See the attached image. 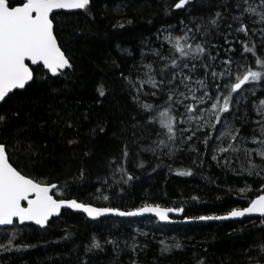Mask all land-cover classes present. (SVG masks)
I'll return each mask as SVG.
<instances>
[{"label":"trees","instance_id":"1","mask_svg":"<svg viewBox=\"0 0 264 264\" xmlns=\"http://www.w3.org/2000/svg\"><path fill=\"white\" fill-rule=\"evenodd\" d=\"M174 2L92 0L87 14L61 12L55 22L58 40L71 58L73 68L66 70L64 76L52 77L42 66L33 67L35 83L0 104V114L8 117L7 123L0 125V141L8 145L9 155L19 170L38 180L60 185L61 191H55L57 198L121 211H134L145 204L184 211L177 212L172 224H162L152 216L89 220L70 210H63L45 228L16 223L0 229V243H7V237L16 231L13 251L0 250V264H80L82 259L89 260V264H130L134 258L139 264H195L197 259H203L205 264H264L261 248L264 217L223 222L198 219L223 216L235 208L247 207L264 193V180L238 175L232 169H239L240 161L234 157L232 169L213 161L211 150L205 149L200 138L203 131L187 143L178 139L176 147L181 150L171 157L166 149L165 154L157 155L142 151L158 139V133L163 139L165 130L158 123L147 122L143 110L132 102L120 72L136 77L141 52L149 50L147 40H155V47L161 48V41L155 38L161 29L172 27L176 30L174 36L181 35L178 30L181 20L188 23L193 17L207 19L220 10L229 17L219 30L226 33L221 31L232 23L230 15L239 11L232 7L235 0H193L186 11L175 10ZM225 4L231 8V14L224 8ZM244 23L250 28L253 25L247 16ZM118 24L124 26L118 27ZM201 39L204 38L198 37L196 42ZM208 39L213 44H224L219 34ZM239 39L247 38L241 33ZM251 41L256 44L258 54L264 56L260 37L252 35ZM163 46L168 49L167 45ZM235 47L234 59L239 61L241 46ZM121 49H128L131 55L122 53ZM212 55H216L215 50ZM245 55L251 63V54ZM226 58L221 52L216 71L222 70L220 59ZM154 60L150 55L144 62ZM143 71L141 68L140 72ZM199 76L203 78L202 70ZM101 86L106 93L104 97L98 94ZM163 97L142 99L145 103L162 105ZM259 99H264L262 92ZM82 114H87L88 119H83ZM245 114L250 121L259 118L252 102H241L239 111H234L236 127H241ZM65 120L74 121L76 127L67 129ZM100 126L104 127L103 132ZM252 127L256 125H245L241 134L251 136ZM69 139H77L78 143L69 144ZM125 144L129 156L124 166L135 179L128 184H116L120 175L117 173L113 178L110 161L123 162L121 150ZM256 162L260 163L258 157ZM140 163L144 166L139 167ZM186 170H191L192 175L177 174ZM246 186L248 190L241 192ZM103 196L109 199L104 200ZM93 237L101 242L116 240L119 247L105 245L103 251L85 255V248ZM133 238L141 247L146 245L138 256L130 248ZM162 240L169 244L179 241L183 248L161 254Z\"/></svg>","mask_w":264,"mask_h":264},{"label":"snow or ice","instance_id":"2","mask_svg":"<svg viewBox=\"0 0 264 264\" xmlns=\"http://www.w3.org/2000/svg\"><path fill=\"white\" fill-rule=\"evenodd\" d=\"M192 3L193 0H176L173 8L186 11ZM91 4L92 0H0V104L7 103L11 95L17 94V90H26L35 83L36 77L30 65H42L52 77L64 76L66 70L73 68L71 58L58 40L55 22L62 14L61 10L68 12L82 10L87 14ZM232 7L238 9L240 14H231V8L227 4L224 5L231 14L232 21L225 25L228 30L226 34L219 31L224 21L229 18L224 11L217 10L207 19L193 17L188 23L181 20V35L174 36L172 27L161 29L156 34V39L161 41V48H150L147 52H141L139 67L134 65L137 67L135 78L131 74L125 75L123 71L120 72V76L129 90L132 102L143 110L147 122L158 123L160 128L165 130L163 139L159 138L161 134L158 133V139L142 151L157 155L165 154L166 149V154L171 157L181 150L176 147L178 139L181 143H187L201 131L202 127L207 126L212 131L204 134L202 143L205 149L211 150L213 161L224 168L232 169L234 157L240 161V168L232 169L238 175L246 174L264 180V99L253 101V111L258 119L250 121L245 114L241 127H236L234 122L236 120L234 111H239L240 103L247 104L249 98L256 96L258 86L264 85V56L258 54L256 44L251 41V36L259 31L261 47L264 48V27L254 29L244 23V17L247 16L253 18V24L264 25V0H235ZM233 24L237 26L234 28ZM123 26L118 24V27ZM241 33L247 38L246 40L239 39ZM161 34H163L162 40ZM217 34L223 36V45L213 44L208 39ZM198 37L204 39L197 43ZM165 43L171 45L170 55H165L162 51ZM236 44L241 46L239 61L234 59L233 55L237 51ZM213 50L216 51L215 56L212 55ZM121 52L131 55L128 49H121ZM221 52L227 58L220 59L219 66L223 67L218 72L215 70L218 67L216 60ZM245 54H251L253 58L251 63ZM149 55L156 57V60L145 63V58ZM141 68L144 69L143 72H140ZM200 70L203 71V78L197 76L194 79L192 74ZM157 76L160 79H157ZM42 78L47 79V77ZM146 86L148 91H144ZM181 88L184 91H181ZM98 94L99 97L105 96L103 86L98 89ZM159 96L166 97L162 105L145 103L142 99V97ZM209 101L212 102L210 107H201L208 105ZM178 106L184 108L182 115L178 113ZM13 115L18 116L19 113ZM82 118L88 119L87 114H82ZM7 120L6 115L0 114V125L6 124ZM188 123H195V128L179 127ZM248 124L256 125L251 129L252 135H242L241 129ZM64 125L67 129L76 127L75 122L71 120H65ZM217 125L220 127L217 128ZM99 130L103 132L104 127L100 126ZM178 132L181 134L180 137L177 135ZM184 132L192 134L185 139ZM213 140L215 142L210 145L209 142ZM68 143L76 144L78 140L69 139ZM250 144L256 147H249ZM28 147L31 150V144ZM121 155L123 162L117 163L113 159L110 161V166L113 168V178L117 173L120 175L115 183L128 184L135 177L129 174L124 166L129 156L127 144L122 148ZM257 157L260 163L256 162ZM143 166V163L139 164V167ZM177 174L191 176L192 172L186 170ZM82 177L83 172H81ZM54 190L61 191V186L42 179L38 180L19 170L18 165L14 166L8 145L0 141V226L15 225L18 222L19 225L33 223L45 228L53 216L60 215L63 208L82 211L93 220L109 214L136 217L152 213L160 221H168L170 212L184 211L183 208H161L158 205L148 204L134 211L94 207L76 199L57 198ZM247 190V186L240 189L241 192ZM103 199L108 200L109 197L103 196ZM254 214L264 217V195H258L248 207L231 210L227 216H200L198 219L227 220ZM142 234L146 235V233ZM15 238L16 231H12L7 237V243H0V250L13 251ZM160 243L163 245L160 248L161 254L183 248L179 241L169 244L162 240ZM125 244L127 245V242ZM105 245H112L117 249L119 247L116 240L106 239L101 242L93 237L85 248V255L96 250L103 251ZM144 247L146 245L141 247L133 238L130 248L135 256H138L139 251H143ZM261 248L264 250V245H261ZM80 264H89V260L82 259ZM130 264H139V261L134 258ZM195 264H205V261L197 259Z\"/></svg>","mask_w":264,"mask_h":264},{"label":"rangeland","instance_id":"3","mask_svg":"<svg viewBox=\"0 0 264 264\" xmlns=\"http://www.w3.org/2000/svg\"><path fill=\"white\" fill-rule=\"evenodd\" d=\"M240 14V12L238 11L237 13H236V15H239ZM249 18V17H248ZM251 21H252V19L253 18H249ZM235 26V24H233V27ZM261 27H264V25H261V24H253L252 25V27L251 28H254V29H260ZM180 28L181 27H179V32H180ZM224 28V27H223ZM235 28V27H234ZM172 30H173V33H174V31H176L174 28H172ZM224 31H226V33H227V29H226V27L224 28V30L223 31H221V32H224ZM226 33H224V34H226ZM254 36H258V37H260V32L259 31H257L255 34H254ZM155 38H156V35H155ZM163 39V34H161V40ZM153 40V39H152ZM152 40H147V45H149V49L150 48H156L155 47V40L154 41H152ZM157 40V39H156ZM158 42H160V40H157ZM165 45H167L168 46V49L167 48H165L164 46H163V48H162V50H164V51H166V52H164V54L165 55H170V53H169V49L171 48V45H169V44H167V43H165ZM143 51H145V50H143ZM147 51H149V50H147ZM147 51H145V52H147ZM176 55H179L178 53L176 54ZM147 57H150V55L149 56H147ZM154 57V56H153ZM154 58H156V57H154ZM151 60V59H150ZM153 60V59H152ZM147 63H149V62H147ZM185 71H187V70H185ZM193 75V78L195 79L197 76H199V71L198 72H196V73H193L192 74ZM200 77V76H199ZM158 79V78H157ZM247 87V86H246ZM262 88H264V86L262 85V86H258V88H257V92H256V96L255 97H251V98H249V101L250 102H252L253 103V101H256L257 100V98H258V96H259V93L260 92H262ZM149 89H148V87L146 86L145 87V89H144V91H148ZM181 91H184V89L183 88H181ZM198 95H199V93H198ZM264 95V94H263ZM166 97L164 96L163 97V99H165ZM186 103H191V101H186ZM210 104H211V101H209V103H208V106H206V105H201V107L203 108V106L204 107H210ZM178 113L179 114H183L184 113V108H183V106H178ZM184 119L186 120L187 119V117L185 116L184 117ZM205 119L207 120L208 119V115H205ZM256 120V119H255ZM179 127L180 128H195V123H188V124H181V125H179ZM220 126L219 125H217V128H219ZM253 128V127H252ZM207 130V131H206ZM201 131H203V133L201 134V136H200V138H201V140L203 141V139H204V134L207 132V133H211V128H209V127H207V126H205V127H202V129H201ZM186 137L187 136H189V135H191L192 133L191 132H184L183 133ZM181 134H179V136H180ZM184 137V136H183ZM213 142H215V141H213ZM256 147V146H255Z\"/></svg>","mask_w":264,"mask_h":264},{"label":"water","instance_id":"4","mask_svg":"<svg viewBox=\"0 0 264 264\" xmlns=\"http://www.w3.org/2000/svg\"><path fill=\"white\" fill-rule=\"evenodd\" d=\"M78 11H82V10H75L74 12H78ZM61 12H68V11H66V10H61ZM30 63V62H29ZM32 68L33 67H38V66H42V65H30ZM46 70V69H45ZM47 71V70H46ZM17 91H22V90H17ZM56 190H54V192H55ZM261 195H264V193L263 194H261ZM92 205V204H91ZM250 205V204H249ZM248 205V206H249ZM94 207H98V206H95V205H93ZM247 206V207H248ZM162 208V207H161ZM63 210H70V211H72V212H76V213H81V214H84V215H86V217H88L87 216V214L86 213H83L82 211H78V210H74V209H68V208H63V209H61V212L63 211ZM61 214V213H60ZM177 212H170L169 213V220L168 221H160L159 220V218L157 217V216H155L154 214H152V213H145L144 215H142V216H136L135 218H140V217H144V216H152V217H154V218H156L160 223H162V224H172L173 222H174V220H173V217H175V216H177ZM228 215V214H227ZM227 215H223V216H227ZM60 216V215H59ZM108 216H115V215H112V214H109V215H107V216H102V217H108ZM56 217H58V216H53L50 220H49V223L51 222V220L53 219V218H56ZM117 217H119V216H117ZM245 217H260V216H258V215H251V216H245ZM245 217H241V218H232V219H227V220H209V221H216V222H223V221H230V220H241V219H243V218H245ZM88 218H90V217H88ZM101 218V217H100ZM100 218H98V219H100ZM123 218H132V217H123ZM91 219V218H90ZM98 219H95V220H98ZM91 220H93V219H91ZM48 223V224H49ZM25 225H34V226H36V227H38V228H41L40 226H38V225H35V224H33V223H26ZM11 226H13V225H10V226H0V229H2V228H8V227H11Z\"/></svg>","mask_w":264,"mask_h":264},{"label":"bare ground","instance_id":"5","mask_svg":"<svg viewBox=\"0 0 264 264\" xmlns=\"http://www.w3.org/2000/svg\"><path fill=\"white\" fill-rule=\"evenodd\" d=\"M79 214H81V213H79ZM84 215V214H83ZM85 217H86V215H84ZM88 218V217H87ZM89 220H91L90 218H88Z\"/></svg>","mask_w":264,"mask_h":264}]
</instances>
